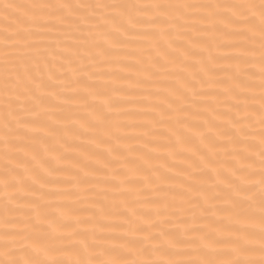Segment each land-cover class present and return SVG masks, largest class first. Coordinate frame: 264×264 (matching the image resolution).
<instances>
[{"label": "snow or ice", "instance_id": "snow-or-ice-1", "mask_svg": "<svg viewBox=\"0 0 264 264\" xmlns=\"http://www.w3.org/2000/svg\"><path fill=\"white\" fill-rule=\"evenodd\" d=\"M0 19V264H264V0H0ZM84 185L95 211L52 202Z\"/></svg>", "mask_w": 264, "mask_h": 264}, {"label": "bare ground", "instance_id": "bare-ground-1", "mask_svg": "<svg viewBox=\"0 0 264 264\" xmlns=\"http://www.w3.org/2000/svg\"><path fill=\"white\" fill-rule=\"evenodd\" d=\"M14 3H28L30 0H12ZM54 2V0H53ZM92 2H95V0H92ZM120 2H131V3H137V2H144V3H150L152 0H120ZM172 2H189V3H207V2H221V3H228L233 2V0H172ZM3 20L0 19V26L3 25ZM205 39H208L209 41L212 40V37L206 36ZM132 43H143V41H132ZM223 43V42H221ZM208 53H205V56H207ZM212 55L223 58V57H230L234 58L239 56V50L235 48L228 47L225 45L223 51H217L216 47L213 46L212 49ZM128 62V61H123ZM238 60L236 59H222L221 66L217 68V71L220 72V76L217 79H225L226 78V72H235V66L237 65ZM240 69L242 71L246 72H254L256 73V76L254 77V83L257 85L259 84V71L258 66H251L246 64H240ZM120 76H127L129 73L127 71L118 73ZM132 79H135V76L132 77ZM110 87H116V88H122L124 91H136L137 89L129 88V82L127 80H117L115 83L110 84ZM225 85H215L213 87V90H219L220 88L224 87ZM113 100L117 104L126 105L127 107L124 108H118L116 110H113L111 115L113 117H118L121 123H124L125 125H132L133 123H140V117L144 115L143 113L137 112L135 107L136 103L140 102L135 99H120L119 93H113ZM226 99V98H225ZM231 102V101H227ZM254 103V106L258 109L259 108V100H256ZM235 111V110H234ZM81 115H84V113H81ZM151 115V114H148ZM243 115V113H242ZM253 123L256 124L255 131L259 130V124H258V116L253 114ZM63 136V133L60 134ZM69 142H72L71 139H69ZM76 143H79V141H76ZM86 148H90L89 145H84ZM71 156H75L74 152L68 153ZM65 183L72 184L74 182L71 181H65ZM48 189H45L47 191ZM69 191H71L72 195L71 197H56L53 199V203L56 204H63V205H71L77 209L84 210L87 213H90L92 211H95L96 209L94 207H91L87 204L88 200H97L98 203H104V200L101 197H97L94 195V193L97 191L96 189L92 188L89 185H84L79 189H76L75 187H70ZM111 195V193L109 194ZM128 195V194H125ZM151 197V194H150ZM29 199H33L34 197H28ZM134 199V197L132 198ZM75 201V203H73ZM79 201H84V203H80ZM98 206V205H97ZM101 222H109V221H101ZM105 235L110 234L108 230L104 232Z\"/></svg>", "mask_w": 264, "mask_h": 264}]
</instances>
